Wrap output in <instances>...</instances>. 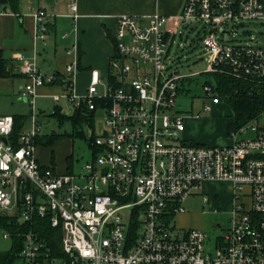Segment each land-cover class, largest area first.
I'll return each instance as SVG.
<instances>
[{
    "label": "built area",
    "instance_id": "1",
    "mask_svg": "<svg viewBox=\"0 0 264 264\" xmlns=\"http://www.w3.org/2000/svg\"><path fill=\"white\" fill-rule=\"evenodd\" d=\"M69 7L76 20V0ZM34 14L36 39L45 42L51 14L43 7ZM246 21L264 24V0H186L174 17L119 14L108 74L92 69L82 95L63 79L66 92L53 96L57 105L64 100L105 118L103 133L90 135L91 159L77 172H59L36 156L37 89L58 83V73L43 72L36 55L15 56L28 79L20 96L30 106L29 126L15 142L14 116L0 114V218L26 226L14 233L23 241L15 264H264V110L232 127V143L183 139L185 116L176 100L190 76L173 68L171 50L182 25L203 22L214 30L202 40L207 97L220 100L214 74L264 86V43L253 36L222 42L215 34L238 33ZM67 54L75 56L66 65L70 77L78 70V41ZM207 182L229 183L233 191L228 223L220 224L215 242L205 230L176 222L186 198L202 194L210 203ZM1 226L13 242V232Z\"/></svg>",
    "mask_w": 264,
    "mask_h": 264
},
{
    "label": "rangeland",
    "instance_id": "2",
    "mask_svg": "<svg viewBox=\"0 0 264 264\" xmlns=\"http://www.w3.org/2000/svg\"><path fill=\"white\" fill-rule=\"evenodd\" d=\"M236 28L238 33L222 34L219 30L215 31L218 41H247L253 36L257 41L264 43V24L259 21H246ZM227 30H233L231 25ZM212 32H214L212 26L205 25L203 22H194L182 25L175 36L171 49L174 59L173 68H178L182 74L190 76L181 82L176 108L187 117L185 130L182 132L183 139L207 145L229 144L233 142L229 127L234 119L233 110L225 100L208 98L205 90V83L210 79V75L205 73L208 55L202 40ZM77 72L79 75L74 79L75 92L82 95L87 92V83L84 80V72L79 70ZM58 86L54 84L50 91L36 99L38 111L40 109L47 114L39 117L43 141H47L52 132H55L51 144H43L42 147L47 159L50 156L54 157L60 167L68 161L72 165V170L77 172L91 159L92 148L88 138L92 132L95 135L103 133L106 127L105 118L97 112L93 121L76 126L71 120H62L59 115H51L56 107L54 94L63 92L60 86L56 88ZM205 104H209L211 110L205 111ZM59 105L61 113L72 114L74 109L72 105L64 100ZM24 110V113L30 112L28 103L24 105ZM260 122L264 123V118H261ZM189 127L195 133L208 138L209 141L204 142L188 137ZM251 133L248 131L246 135L250 136ZM232 192L229 183L207 182L205 194L210 196V203L204 202L202 194L186 198L184 200L186 212L177 216V227L203 229L211 235L212 241L215 242L223 231L218 224L226 226L228 223L233 199ZM3 234L4 228L0 225V250H8L12 245V240L4 238Z\"/></svg>",
    "mask_w": 264,
    "mask_h": 264
},
{
    "label": "crops",
    "instance_id": "3",
    "mask_svg": "<svg viewBox=\"0 0 264 264\" xmlns=\"http://www.w3.org/2000/svg\"><path fill=\"white\" fill-rule=\"evenodd\" d=\"M185 1L76 0L78 13L76 20L70 14V0H52V3L48 0H20L19 12H0V50L6 59L16 65L14 75L0 77V114L13 116H28L29 114L24 113V105L27 102L20 96V91L28 79L20 72L15 63V56L18 53L28 57L36 55L37 63L45 73H58L63 79L71 78L75 91L74 79L79 73L76 70L77 74L74 73L69 77L66 72V65L75 60L74 55L67 54V49L71 48L75 41L79 43L78 70L84 72V80L88 86L92 69H98L104 76L108 74L109 57L114 50L112 33L116 28L119 14L131 13L135 16H145V14L158 11L174 17L181 11ZM39 7L46 8L51 14L48 38L45 42L36 39L34 12ZM57 85L62 88L63 92L61 93L66 92L64 84L58 83ZM52 86L39 87L36 99L50 91ZM59 86L56 88H60ZM61 93L56 92L55 94ZM39 112L40 116L47 115L40 109ZM27 120L23 129L29 126ZM191 120L194 121L193 118ZM191 127L188 129V137L204 142L209 141L208 138L191 130ZM42 145L43 142H39L36 148V156L41 164L52 165L59 172L73 171L72 165L68 161L63 167H60L54 157L50 156L47 159ZM230 186L232 189V185Z\"/></svg>",
    "mask_w": 264,
    "mask_h": 264
},
{
    "label": "trees",
    "instance_id": "4",
    "mask_svg": "<svg viewBox=\"0 0 264 264\" xmlns=\"http://www.w3.org/2000/svg\"><path fill=\"white\" fill-rule=\"evenodd\" d=\"M0 8L5 11L19 12L20 0H0ZM14 68H16V65L9 59H6L0 50V77L14 75L16 73L14 72ZM58 75L60 77L58 83L64 84L66 81L63 80L60 74ZM214 78L217 82L215 90L218 92L220 100L227 101L233 110L234 119L230 123V130L232 127L241 126L264 110L263 85L243 82L221 74H214ZM96 113V111H88L85 107H79L75 108L71 115H65L60 112V106L57 105L55 111L51 113V115H59L62 120H71L73 124L78 126L82 123L93 121ZM14 119L15 126L10 140L15 142L23 130L28 116H14ZM54 135L55 133H52L49 138L47 137V141H43V137L39 136L37 143L43 142V144H51L50 142L53 140ZM92 136H94V134ZM92 136H89L88 138L90 147ZM7 224V219L0 218V225L6 226L11 232H13V242L11 247L8 250H0V264H15L18 252L22 248L23 241L21 236H16L14 233L17 230H25L26 226L14 227L8 226ZM52 245L58 246V244Z\"/></svg>",
    "mask_w": 264,
    "mask_h": 264
},
{
    "label": "water",
    "instance_id": "5",
    "mask_svg": "<svg viewBox=\"0 0 264 264\" xmlns=\"http://www.w3.org/2000/svg\"><path fill=\"white\" fill-rule=\"evenodd\" d=\"M50 3H52V0H48ZM25 100V99H24ZM5 142H7L8 140L6 138H4ZM220 226V223L218 224V227Z\"/></svg>",
    "mask_w": 264,
    "mask_h": 264
}]
</instances>
